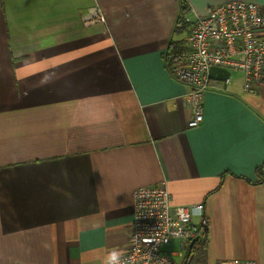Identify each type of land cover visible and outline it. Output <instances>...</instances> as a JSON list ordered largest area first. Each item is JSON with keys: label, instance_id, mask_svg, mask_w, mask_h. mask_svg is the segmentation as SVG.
Segmentation results:
<instances>
[{"label": "crops", "instance_id": "crops-1", "mask_svg": "<svg viewBox=\"0 0 264 264\" xmlns=\"http://www.w3.org/2000/svg\"><path fill=\"white\" fill-rule=\"evenodd\" d=\"M226 1L0 0V264H106L161 183L203 204L208 264H264V84L212 79L191 128L167 58Z\"/></svg>", "mask_w": 264, "mask_h": 264}, {"label": "built area", "instance_id": "built-area-1", "mask_svg": "<svg viewBox=\"0 0 264 264\" xmlns=\"http://www.w3.org/2000/svg\"><path fill=\"white\" fill-rule=\"evenodd\" d=\"M98 6L86 9V26L105 21ZM189 30L187 47L169 71L188 87L184 103L192 112L191 128L204 121V100L212 86L210 68L243 76V90L256 95L264 84V11L252 1L230 0L213 6L204 16L184 18ZM222 90V88H219ZM165 183L140 187L133 192V233L117 264H184L191 242L204 239L203 204L176 205ZM177 242L180 249L172 250ZM170 248L169 250H167ZM229 264H258L233 260Z\"/></svg>", "mask_w": 264, "mask_h": 264}, {"label": "trees", "instance_id": "trees-1", "mask_svg": "<svg viewBox=\"0 0 264 264\" xmlns=\"http://www.w3.org/2000/svg\"><path fill=\"white\" fill-rule=\"evenodd\" d=\"M184 11H187L186 7H183ZM180 21V29H188V25L184 22ZM182 24V25H181ZM184 47L179 44H172L170 52L168 54L169 67L174 63L176 57L182 52ZM208 226V224L206 225ZM209 232L208 230L204 231V239H200L194 244L192 248H190V253L186 257L185 261L187 264H208L207 262V251H208V243H209Z\"/></svg>", "mask_w": 264, "mask_h": 264}, {"label": "water", "instance_id": "water-1", "mask_svg": "<svg viewBox=\"0 0 264 264\" xmlns=\"http://www.w3.org/2000/svg\"><path fill=\"white\" fill-rule=\"evenodd\" d=\"M209 75H210L211 79H213V80L224 81V80H227L229 78L230 72L226 69H221V68L218 69V67H212V68H210ZM205 230H208V226H205ZM197 241H198V238H195L191 242L190 248H192ZM190 248H189V250H190ZM190 251H189V253H190ZM189 253H188V255H189ZM186 262L187 261H185L183 263L187 264Z\"/></svg>", "mask_w": 264, "mask_h": 264}, {"label": "clouds", "instance_id": "clouds-1", "mask_svg": "<svg viewBox=\"0 0 264 264\" xmlns=\"http://www.w3.org/2000/svg\"><path fill=\"white\" fill-rule=\"evenodd\" d=\"M118 256L117 253H111L106 260V264H117Z\"/></svg>", "mask_w": 264, "mask_h": 264}, {"label": "rangeland", "instance_id": "rangeland-1", "mask_svg": "<svg viewBox=\"0 0 264 264\" xmlns=\"http://www.w3.org/2000/svg\"><path fill=\"white\" fill-rule=\"evenodd\" d=\"M233 74H236V73H233ZM238 76V75H237ZM170 248H168L167 250H169ZM178 249H180V247H179V244L177 243V242H175L174 244H173V246H172V250H175V251H177Z\"/></svg>", "mask_w": 264, "mask_h": 264}]
</instances>
